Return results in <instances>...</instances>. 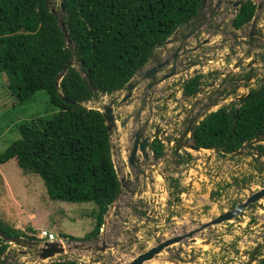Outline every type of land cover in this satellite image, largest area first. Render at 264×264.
I'll list each match as a JSON object with an SVG mask.
<instances>
[{
	"label": "trees",
	"instance_id": "obj_1",
	"mask_svg": "<svg viewBox=\"0 0 264 264\" xmlns=\"http://www.w3.org/2000/svg\"><path fill=\"white\" fill-rule=\"evenodd\" d=\"M203 0H64L70 42L59 17L46 0H0V74L18 102L45 91L53 113L17 126L20 138L0 153V164L16 159L23 173L38 174L52 201L92 203L95 225L82 241L97 239L104 216L120 194L121 185L102 113L87 108L100 94L123 88L181 26L196 18ZM255 5L248 1L235 20L250 21ZM74 66H80L78 70ZM67 69L56 86L58 76ZM202 76L187 83L194 94ZM91 80L97 92L88 86ZM61 95L72 102H66ZM264 137V82L235 106L208 114L195 131L198 147L231 154ZM260 148V149H259ZM264 152V147L257 146ZM163 154L160 142L153 145ZM9 236L18 235L11 228ZM35 231V230H33ZM63 235V234H61ZM70 240H79L66 236ZM0 242H5L0 238ZM8 246L0 245V255ZM49 264H78L58 260ZM259 264H264L262 259Z\"/></svg>",
	"mask_w": 264,
	"mask_h": 264
},
{
	"label": "rangeland",
	"instance_id": "obj_2",
	"mask_svg": "<svg viewBox=\"0 0 264 264\" xmlns=\"http://www.w3.org/2000/svg\"><path fill=\"white\" fill-rule=\"evenodd\" d=\"M56 1L57 6H52V8L56 10V14L61 16L64 13L59 8L60 0ZM258 1L254 0V2ZM212 3L213 0L207 4L205 10H200V17L197 16L195 19L196 26L205 23L212 25L206 20V14L212 9ZM231 21L232 17H227L223 22H215L217 34L224 31L227 35L230 31ZM209 35L211 34L206 32L202 38H212L217 44L222 40L219 35ZM230 48L234 49L235 46L230 43L226 45V48L224 47L222 52L216 53L215 56H211L207 60L199 58L196 60L194 56L189 58L197 63L202 61L200 65L196 66H206L207 75L204 77L206 81L219 77L217 71L221 74L232 73L236 64L240 65V70L236 71L240 77L239 81H245L244 76L248 72L245 68L252 60L246 57L247 54L244 52L245 48L242 44L236 48L240 51L226 60L222 54L227 49L230 51ZM157 52L155 50V53ZM255 58L259 65L252 66L254 76L260 70H264V51L256 53ZM74 67L81 70L80 66ZM210 68L217 71L208 76L211 72ZM258 84L259 80L250 84L240 83L239 86L242 89H238L237 92L233 91L235 95L232 99L221 102L220 105L211 108L210 112L231 104V101L237 100V94H243V90L248 93L247 88L256 87ZM109 100V96H99L95 100L83 104L87 108L102 110V104L108 103ZM54 110L45 91L36 92L33 99L29 101L18 102L8 91L6 77L0 74V153L20 138L17 129L20 123L30 121L38 116L50 115ZM118 120H120V116H118ZM201 120L202 118L199 119V121ZM118 134L120 136V132H114L111 143L116 145L117 150L125 154V145L117 140ZM257 145L264 146V142L242 148L240 156L222 155L214 151H201L202 154H196V152L188 150L192 156L189 155L188 164L183 165V174L180 172V177L185 188L192 186V190L185 192L181 198L176 196L172 202H169L172 177L166 167V171L162 170L159 173L166 174L167 172L166 176H169L170 179L166 181L163 180V176H160L156 181L154 195L149 193L143 198L132 199L123 190L119 196L126 199L124 217L130 219V225L116 221L117 218L109 217L106 228L101 229L97 240L79 242L91 246H96L102 240L107 241L109 245L119 243L121 244L120 248H124L123 252L119 251L120 253L128 257L134 256L156 245L164 239V236L167 237L171 233L177 235L183 227H196L220 213L232 209L236 204L264 187V155L257 154L259 152ZM119 156L117 154L115 158H118V165L126 174L124 160L122 165ZM92 210H96L92 203L52 201L47 194V187L43 179L35 173H23L16 159L3 165L0 164V221L2 228L6 231H11L13 228L18 235H34L36 239L40 230L47 229L53 231L58 237L66 235L81 240L92 231L95 225L94 218L89 215ZM154 214L158 217L155 218ZM202 238L211 240V246H204L203 243L192 244L185 240L183 243L171 245L165 252L159 254L161 257L159 262H161L158 264H171L172 260L169 259L171 255H176L186 261H195V264H243L248 260V257H243L245 250L258 244H263L264 247V198L245 210L242 217L236 222H226L202 232L198 239ZM2 244H6L8 247L5 253L0 256V264H49L58 260H75L79 264H90L91 258L106 259L107 264H116L118 261L116 258L118 250L115 252L109 250L105 255L80 250L49 261L39 262L32 249H24L15 243L0 242V245ZM23 251L27 252L22 253ZM180 253L182 256H179ZM261 255L260 258H264V250L261 251ZM260 258H255L254 264H257ZM174 261L179 264L177 260Z\"/></svg>",
	"mask_w": 264,
	"mask_h": 264
},
{
	"label": "flooded vegetation",
	"instance_id": "obj_3",
	"mask_svg": "<svg viewBox=\"0 0 264 264\" xmlns=\"http://www.w3.org/2000/svg\"><path fill=\"white\" fill-rule=\"evenodd\" d=\"M248 1H252L253 4L255 5L254 15L252 19H250V21L244 23L240 27H237L235 25V20L238 18L243 7L247 4ZM210 2L211 0H203L201 9L205 10V8L208 6L207 4ZM211 6H212V9L210 10L208 14H206L207 16L206 20L207 22H210L212 25L205 23V24L196 26L194 24L195 19H196L195 18L191 20L190 22H188L187 24L181 26L169 38V39L171 38L175 39L173 43L166 44V41H165L163 44H161L159 48L156 49L158 52L154 53V56H153L154 62L161 63L165 60H170V62H173L176 60L177 68L175 69V71L178 73L181 70H183L185 68V66H183L185 61H183L182 58L180 57H177L174 60L173 55L179 44L177 41H180L182 37H185L188 34H191L193 37L188 39L185 42V44L188 43L189 45H194V44L198 45L197 51H199V54L197 55L196 60L198 58L207 60V58L211 56H215L216 53L222 52L224 47L226 48V45H229L230 43H232V45L235 46V48L234 49L230 48L231 49L230 51L227 49L225 53L222 54L224 55L223 58L228 60L232 58L233 56H235L240 51V50L239 51L236 50V48H238L239 45L242 44V46L245 48L244 52L247 54L246 56L251 54V56L250 57L248 56L247 58H250V60H252V62L247 65L249 67L245 68V70L248 71L244 76L245 81H242V82L239 81L240 77L238 74H236V71L240 70L239 64H237V66L234 67L232 73L227 72L226 74L224 73L221 74V72L217 71L216 72L217 76L219 75L220 76L217 78H212L209 81H206L204 79L205 75H207L206 66H191V68L189 69L187 73L185 72L182 74H178L174 76L173 78H171L170 80L164 83H160L154 86L152 89H148L146 91H145V88H146L145 83L140 84L138 80H135V82H138L137 89L135 90L138 92V97L135 99L132 98L129 101V103L127 102L125 104H122L121 106H117V104H115L114 106V112L116 113L118 124L121 122L122 119L125 118V116H129L133 112H135L136 114L137 109L139 108H144L147 110V114L141 116L142 117L141 121H139L138 119L139 117L137 118L134 117V119L133 118L131 119H133V121L141 122V124L143 125L144 121L150 117L149 118L150 124L148 125V128H147V134L151 136L152 138V149L155 143L160 142L162 144L163 154L160 156H157L153 150L154 160L149 162L148 165L147 163H145L144 160H141L140 166L145 167L147 165L150 167V166H155L159 164L158 168L162 169L163 171H166V167H167L170 177H172L170 180V182L172 181V184H171L172 189L170 190V193L168 196L169 202H172L176 196L181 198L183 197L185 192L187 191L189 192V190H192V186L189 188H185V186L182 184V181H181L182 178L180 177L181 175L180 172H182L183 165L188 164L187 160L189 159V155L192 156L191 152H189L188 150H192L193 152H196V154H202L201 151H205V152L214 151L217 153H221L222 155H237V156L242 155V150H239L231 154H225L222 150L198 147L195 143L194 138H195V131L197 127L200 125L199 114L203 113L204 108L207 107V104L215 103L217 102V99L219 98H221L222 102H227L230 98L232 99L233 95H235L233 94V91L237 92L238 89H242V87L239 86L240 83L250 84V83H253L255 80H259V84L256 87L247 88L249 90L248 93H250L251 90H254L255 88H259L263 82L257 76L258 73L254 76V70L252 69V66H255L258 63L257 59L255 58L256 53H259V52L262 53L264 51V0H259L258 2H254V0H213V3L211 4ZM199 14L198 16L200 17ZM227 17H232L229 33L226 35L225 32L222 31V32H219V34H217L216 32L217 27L215 25V22L217 21L223 22L225 18ZM206 32H208V34H211L212 36L219 35V37L222 40L220 41L219 44H217L213 41L212 38H208V37L202 38L206 34ZM184 48H186V45L184 46ZM191 54L193 55V53ZM188 59L190 58L188 57ZM200 63H202V61L200 62L198 61L199 65ZM171 68H172L171 66L167 67L165 72L170 73ZM212 74L213 73L210 72L208 76ZM199 75L202 76V78L197 88V91L194 94H187L186 92L187 83L190 81V79L196 76H199ZM119 91H116L115 93H112L111 95H109L110 99L117 96L118 95L117 92ZM248 93H245V94L243 93L241 95L237 94L236 96L237 100L231 101V104L227 106L228 107L240 106V102L244 98L248 97L249 95ZM144 94L147 96L143 99ZM135 101L139 102L138 103L139 105L137 108H135V106L132 105V103H134ZM151 112H152V116H151ZM118 116H120V120H118ZM132 123H133L132 120H130L128 123L127 130H122L119 128L115 130V132H120V136L118 134L119 138L117 139L120 142H121L123 134L127 136V141L125 142V144L121 142L123 145H125V150H130L129 140L131 137L130 130L132 127H130L129 125H132ZM190 127L192 131L189 130L188 132H186ZM193 145L195 146V148L192 147ZM250 145L252 146V144ZM257 154L264 155V152L259 151L257 152ZM124 169H126L127 171L126 172L127 173L126 185L129 187L133 186L134 177L133 175H131V169H133V167L129 168L125 159H124ZM134 172L136 174L137 171H134ZM163 174L165 173L163 172ZM166 174L168 175L167 172ZM169 179H170L169 176H166L165 180L168 181ZM157 180L158 179H156V181ZM247 198L244 201L236 204V206L233 207L232 209L227 210L223 213L232 212L233 210L236 209L238 205L243 204L247 200ZM254 204L255 203H252L249 206H247V208L242 210L239 214L235 215L232 219L224 221L220 224L211 225L205 228L204 230H201L200 232H198L192 237V239L195 240L194 242L189 237L178 243H183L185 240H188L192 242V244L193 243H198V244L203 243L204 246H211L212 244L211 240L203 239V238L198 239V236H200L202 232L207 231L211 229L212 227L222 225L226 222L227 223L236 222L240 217H242L243 212L247 210L251 205H254ZM223 213H220L216 217L196 227H193V228L183 227L182 231H179V233H181L179 235L187 234L190 231L197 230L201 228V226H203L204 224H207L213 221L214 219H216L218 216H220ZM153 216H156L155 218L158 217V215H155V214ZM153 216H150V217H153ZM171 236H175V233H171L167 237L164 236V239H162V241L160 242L167 240ZM35 241H38L37 238L35 239ZM40 241H46V240L40 239ZM174 244H177V243H174ZM166 250H164L163 252H165ZM263 250H264L263 244H258L257 246H254L253 248L249 250H245L243 257H248V260H246V262H244L243 264H246L250 259H253L252 264H254L256 262L255 258L262 257L261 251ZM24 252H27V251H23L22 253ZM254 252H257V255L253 254ZM160 255L158 254V257H160ZM180 255L182 256V253H180L179 256ZM169 259L172 260L171 264H176L174 260H177L179 264H195V261L194 262L190 260L186 261L180 257H177L176 255H171ZM262 259L264 258H260L257 264H259V262ZM77 263L79 264L78 261Z\"/></svg>",
	"mask_w": 264,
	"mask_h": 264
},
{
	"label": "water",
	"instance_id": "obj_4",
	"mask_svg": "<svg viewBox=\"0 0 264 264\" xmlns=\"http://www.w3.org/2000/svg\"><path fill=\"white\" fill-rule=\"evenodd\" d=\"M46 5L47 7L50 8L52 13H54L57 17H59L60 27L67 39V42H70L69 34H68V30H67L64 18L60 17L59 14H56V10L52 8V6H55V7L57 6V1L56 0H46ZM59 8L61 9L62 13H65L64 0H60ZM192 37L193 36L191 34H188L187 36L182 37L180 41H177L179 44L173 55L174 60L175 58L180 57L182 58L183 61H185L183 65L185 66V68L183 70H181L178 73L175 71V69L177 68L176 60L173 62H170V60H165L159 63V62H154V57H151L149 61L147 62V64L144 67H142V69H140L136 73V75L122 89H120L119 92H117L118 93L117 96L111 98L108 103L102 104L101 113L105 121L106 129L108 131L110 141L112 139V136L115 130H117L118 128L122 130H127L129 121L132 120L133 122L132 125H129L130 127H132L130 130L131 137L129 140L130 150H124L125 151V154H124L120 150H117V147L115 144L111 143L113 163H114L117 175L119 177V181L121 183V190H120L119 196L121 195L123 190H125V192L132 199L136 197L143 198L149 193H152L154 195L156 192L155 190L156 179H159L160 176L161 177L163 176L164 178L163 180H165L166 176L165 174H163V172L161 174L159 173L160 171H162V169L158 168L159 164L155 166H150V167L147 166L149 162L154 160V153L152 149V138L151 136L147 134V128H148V125L150 124V119H149L150 117L144 121L143 125L141 124V122L133 121L134 117L136 118L139 117L138 119L139 121H141L142 120L141 116L147 114V110L144 108H139L137 109L136 114L135 112H133L130 114L131 116L130 115L125 116V118L122 119L121 122L118 124L116 113L114 112V106L115 104H117V106H121L122 104H125L127 102L129 103V101L132 98L135 99L138 97V92L135 91L137 89L138 82H135V80H138L140 84L145 83V86H146L145 91H146L148 89H152L154 86L160 83H164L170 80L171 78H173L174 76L178 74H182L185 72L187 73L189 69L191 68V66L199 65L197 62H195V60L191 61L190 59H188V57L190 56H194V58L196 59L197 55L199 54V51H197L198 45L196 44L189 45L188 43L185 44V42ZM173 41H175V39H172V38L168 39L166 41V44H171L173 43ZM185 45H186V48H184ZM160 46L161 44H157L155 50L159 48ZM191 53H193V55ZM248 56L250 57L251 54ZM169 66L172 67L171 72L170 73L165 72L166 68ZM235 66H237V64ZM65 72L61 73L58 76L56 80L57 87L60 86V81L64 77ZM88 86L92 92L97 91L90 79H88ZM102 95L104 96V94ZM146 96L147 95L144 94L143 99ZM61 98L66 102H72L63 95H61ZM138 103H139L138 101H135L134 103H132V105H134L135 108H137L139 105ZM217 104H218L217 102L207 104V107L204 108L203 114L202 113L199 114V117L203 119L207 115V113L210 111V108H212L213 106ZM151 116H152V112H151ZM189 130H191V127L186 132H188ZM126 141H127V136L123 134L121 142L125 144ZM263 141H264L263 137H258L255 141H253V143H259ZM192 147L195 148L194 145ZM117 154L120 155L119 157L122 160V165H123V160L125 159L126 163L128 164V167L129 168L133 167V169H131V175H133L134 177L133 186L129 187L126 185L127 173L125 174L124 170L123 169L121 170V168L119 167L118 158H115ZM141 160H144L145 163H147L145 167L140 166ZM134 171H137L136 174ZM119 196L111 204L107 213L105 214L102 229L103 227L106 228L107 218L109 217L117 218L116 221H122L123 223L130 225V219L127 217L126 218L124 217L126 214L124 213V210H125L124 202L126 199L123 197L121 198ZM263 198H264V187L254 192L250 197L247 198V200L243 204L238 205L236 209L233 210L232 212L223 213L220 216H218L216 219H214L213 221L207 224H204L203 226H201V228L197 230L190 231L189 233L183 234V235H179L181 233H178L177 235L171 236L170 238H168L167 240L163 242H160L156 245L151 246L150 248L146 249L145 252L136 254L134 256H129V257L124 256L123 253L119 252V251L121 252L124 251V248H120L121 246H119L121 244L118 243V244L109 245L108 242L105 240H102L100 243H97L96 246H91L84 242L81 243L79 241L73 242L74 240H70L69 238H64V237H61L58 240H55L52 242H48V241L39 242V241L31 240L25 237H21V236L6 235L1 229H0V238L4 240L5 242L15 243L21 247L34 250L36 253V258L39 262L49 261L58 256H63L64 254H68V253L71 254L74 252H79L80 250H86V251L88 250L90 252H96L97 254H101V255L107 254L109 250L113 252L118 250L116 254V258L118 261L116 262V264H144L148 261L153 260L154 258H159L157 255L163 252L164 250H166L169 246L173 245L174 243L181 242L184 239H187L189 237L190 239H192V237L198 232H200L201 230H204L205 228L211 225L220 224L224 221L232 219L235 215L239 214L242 210L247 208V206H249L252 203H257ZM192 241L194 242L195 240L192 239ZM141 249L143 250V248ZM253 254L257 255V252H254ZM89 262L90 264H107L108 263L106 259L102 260L101 258H97V259L91 258ZM252 263H253V259H250L246 264H252Z\"/></svg>",
	"mask_w": 264,
	"mask_h": 264
},
{
	"label": "clouds",
	"instance_id": "obj_5",
	"mask_svg": "<svg viewBox=\"0 0 264 264\" xmlns=\"http://www.w3.org/2000/svg\"><path fill=\"white\" fill-rule=\"evenodd\" d=\"M194 19H195V18H194ZM167 40H168V39H167ZM167 40H166V41H167ZM155 48H156V47H155ZM154 50H155V49H154ZM154 53H155V52H153L152 57L154 56ZM257 65H259V62H258L255 66H257ZM66 71H67V70H66ZM64 72H65V71H64ZM65 73H66V72H65ZM258 73H259V72H258ZM260 73L263 74V73H264V70H260ZM135 75H136V74H135ZM135 75H134V76H135ZM134 76H133V77H134ZM259 78L264 82V76L259 77ZM61 80H62V79H61ZM263 82H262V83H263ZM121 89H122V88H121ZM255 89H257V88H255ZM118 91H119V90H118ZM96 92H97V91H96ZM114 93H115V92H114ZM248 94H249V93H248ZM248 94H247V95H248ZM110 95H111V94H110ZM100 96H101V97H105V96H109V95H108V94H104V96H103L102 94H100ZM109 97H110V96H109ZM97 98H98V97H97ZM95 99H96V98H95ZM95 99H93V100H95ZM238 101H239V100H238ZM238 101H237V102H238ZM89 102H90V101H89ZM221 102H222V101H221V98L217 99V103H218V104L215 105V106L220 105ZM103 104H104V103H103ZM83 105H84V104H83ZM215 106H213L212 108H215ZM223 107H228V106H221L219 109H221V108H223ZM235 107H236V106H235ZM229 108H230V107H229ZM236 108H239V106L236 107ZM92 109H96V108H92ZM219 109H218V110H219ZM97 110H99V109H97ZM210 110H212V109L210 108ZM218 110H216V111H218ZM99 111L101 112V110H99ZM216 111H214V112H216ZM203 112H204V111H203ZM210 113H213V112H210V111H209V112L207 113V115L210 114ZM202 114H203V113H202ZM207 115H206V116H207ZM206 116H205V117H206ZM205 117H204V118H205ZM204 118H203V119H204ZM203 119H202V120H203ZM202 120H201V121H202ZM263 138H264V137H263ZM256 139H257V138H256ZM256 139H255V140H256ZM255 140H254V141H255ZM263 142H264V141H263ZM259 143H261V142H259ZM259 143H258V144H259ZM251 144H255V143L252 142ZM257 146H259V145H257ZM263 147H264V146H263ZM110 206H111V205H110ZM104 217H105V216H104ZM40 231H41V230H40ZM50 232L54 233L53 231H50ZM39 233H40V232H39ZM38 235H39V234H38ZM38 235H37L38 241H39V242H44V241H40V238H39ZM54 235L56 236L55 240H58L59 238L63 237V236L58 237L56 234H54ZM21 237H22V236H21ZM25 238H26V237H25ZM64 238H67V237H64ZM44 240H46V239H44ZM55 240H53V241H55ZM46 241H48V240H46ZM75 241H82V240H75ZM88 241H90V240H88ZM48 242H52V241H48Z\"/></svg>",
	"mask_w": 264,
	"mask_h": 264
},
{
	"label": "built area",
	"instance_id": "obj_6",
	"mask_svg": "<svg viewBox=\"0 0 264 264\" xmlns=\"http://www.w3.org/2000/svg\"><path fill=\"white\" fill-rule=\"evenodd\" d=\"M210 71L212 72V73H214V72H216L217 70H214L213 68H210ZM257 76L258 77H262V76H264V73L263 74H261L260 72L257 74ZM242 93H246V91L245 90H243V92ZM39 238L40 239H46V240H48V241H53V240H55V238H56V236L54 235V233H52V232H50L49 230H47V229H42L41 231H40V233H39Z\"/></svg>",
	"mask_w": 264,
	"mask_h": 264
},
{
	"label": "bare ground",
	"instance_id": "obj_7",
	"mask_svg": "<svg viewBox=\"0 0 264 264\" xmlns=\"http://www.w3.org/2000/svg\"><path fill=\"white\" fill-rule=\"evenodd\" d=\"M160 259H161V257H159V258H154L153 260L148 261V262H146V263H144V264H158Z\"/></svg>",
	"mask_w": 264,
	"mask_h": 264
},
{
	"label": "crops",
	"instance_id": "obj_8",
	"mask_svg": "<svg viewBox=\"0 0 264 264\" xmlns=\"http://www.w3.org/2000/svg\"><path fill=\"white\" fill-rule=\"evenodd\" d=\"M3 180H5V179L3 178Z\"/></svg>",
	"mask_w": 264,
	"mask_h": 264
}]
</instances>
